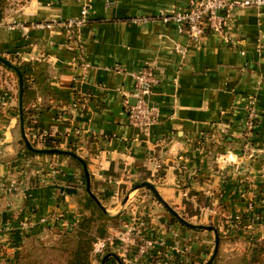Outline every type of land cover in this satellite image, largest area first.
I'll return each mask as SVG.
<instances>
[{
    "label": "crops",
    "instance_id": "0c3cea01",
    "mask_svg": "<svg viewBox=\"0 0 264 264\" xmlns=\"http://www.w3.org/2000/svg\"><path fill=\"white\" fill-rule=\"evenodd\" d=\"M188 2L28 0L0 23V54L49 63L57 99L41 109L39 121L87 161L96 193L151 181L172 207L192 212V220L233 218L242 223L235 230L241 238L263 242L264 6L230 11V42L211 34L198 44L175 21L163 20ZM87 7L90 19L76 45L55 22ZM147 65L157 77L147 96L157 121L142 133L129 123L128 109L136 103L133 74ZM14 86L0 76V156L7 157L0 162V264L13 262L21 246L10 225L29 212L34 230L62 222L63 214L74 217L76 187L66 180L77 166L68 157H62L63 175L56 173V155L27 157L21 150L13 159ZM250 96L260 118L247 138Z\"/></svg>",
    "mask_w": 264,
    "mask_h": 264
},
{
    "label": "rangeland",
    "instance_id": "374dc122",
    "mask_svg": "<svg viewBox=\"0 0 264 264\" xmlns=\"http://www.w3.org/2000/svg\"><path fill=\"white\" fill-rule=\"evenodd\" d=\"M27 1L8 0L7 15L18 13ZM0 56L10 61L12 59L1 54ZM5 68L6 65L4 66L0 63V76H4L8 82L15 81L13 88L15 97L12 109L18 129L17 137H14L18 149L14 147L13 159L16 160L15 155H19L21 150L27 157L56 155V173L59 175L66 173L61 168L63 166L61 165L62 159L68 157L71 164L77 166L75 170L77 171L76 175L73 174L71 179L66 180L67 182L72 180L73 186L76 187L73 195L74 199L71 200L74 205L72 208L74 210L73 218L70 217L71 219L68 220V217H65V214H63L60 217L62 222L56 220V224L48 223L34 230V228H31L30 223L33 220L31 212H29L30 217L26 215L22 222H19L16 226L11 224L10 227L14 232L18 245L21 246L18 252L25 254L30 260H34V264H67L69 250H72L74 240L78 238L79 221L84 216H92V209L86 205V196L87 193L89 195L90 193L87 191V178L84 168L81 162L82 167L72 159L75 157L70 155L59 153L40 154L33 152L26 146L21 132V118L18 111L19 78L14 71L7 68L5 70ZM8 71L12 73L8 74ZM55 103L54 101L51 104L54 105ZM34 108L35 111L30 114L27 123H24L26 136L34 148L51 149L46 146L50 138H54L56 142V131L54 129H46L41 125L39 121L41 109L37 106ZM57 145L56 148L52 149H62L72 152L70 148H74L69 145L67 140L61 138H59ZM2 146L0 147V151L4 149ZM76 154L79 155L78 153ZM4 158L7 157H4V154H2L0 162ZM58 158H60V161ZM90 180L92 193L106 209L104 212L109 215L107 220L95 217V220L91 224L93 233L96 236L98 235L95 230H97L102 222L106 224L107 228L105 236L97 237L93 244L91 256L93 264H100L101 259H103L107 252L116 253L124 264H206L212 258L216 247L215 232L208 229L192 228L181 221L174 220L172 217L174 216L173 213L163 204L162 200L153 190L148 187L135 188L144 181L132 180V182L125 184L126 187L121 192L115 189L111 194H98L92 187L91 172ZM159 194L166 201L160 192ZM167 203L169 204V202ZM172 208L188 223L214 226L225 233L222 239L219 235V249L212 264H264V241L253 243L254 240L241 238L240 234L235 230L242 223L237 222L232 224L230 221L234 219H229V217L226 218L229 221L228 223L227 221L199 222L197 218L194 221L190 218L194 215L192 212L191 214L189 212L186 214V212L178 211L174 207ZM165 216L170 221H167ZM46 221L48 220L46 219ZM254 248L259 253L256 260L253 259Z\"/></svg>",
    "mask_w": 264,
    "mask_h": 264
},
{
    "label": "built area",
    "instance_id": "2783aa9c",
    "mask_svg": "<svg viewBox=\"0 0 264 264\" xmlns=\"http://www.w3.org/2000/svg\"><path fill=\"white\" fill-rule=\"evenodd\" d=\"M248 6L261 8L264 6V0H189L185 9L165 15L163 20L165 22L175 21L180 31L187 34L190 41L198 44H202L211 34L220 36L224 42H230L226 30L229 13L235 8ZM89 19L90 10L87 7L82 9L79 17L62 19L55 23L64 28L68 39L77 45L82 39L80 29ZM52 25L47 24L48 27ZM87 67L88 64H83L84 70ZM133 75L136 82V103L128 109L129 123L138 127L142 133H146L157 121L156 111L150 106L147 97L149 94L148 86L157 83V77L150 65L134 72ZM259 118L260 113L256 106V99L254 96H250L248 98L247 115L243 124L244 135L247 138L257 125ZM246 145L251 146L249 140L246 141Z\"/></svg>",
    "mask_w": 264,
    "mask_h": 264
},
{
    "label": "trees",
    "instance_id": "16d2710c",
    "mask_svg": "<svg viewBox=\"0 0 264 264\" xmlns=\"http://www.w3.org/2000/svg\"><path fill=\"white\" fill-rule=\"evenodd\" d=\"M7 7L8 0H0V23L7 17ZM11 62H14L13 64L19 69L24 81L23 110L24 123L26 124L30 114L35 111L34 107L37 106L40 109H50L52 108L51 101H56L57 96L50 84L51 74L49 63L46 60L35 59L20 62L11 59ZM6 68L14 71L8 66H6ZM14 72L17 74L16 71ZM17 77L19 78L18 74ZM58 141L59 138L56 135V142L54 138H50L46 147L51 149L56 148L58 146ZM70 150L75 154L77 153V150L74 148H70ZM72 159L76 161L80 167H82L77 158ZM86 205L88 208L92 209V216H84L83 219L79 221L80 224L77 233L78 238L74 240V247H72V250H69L70 252L67 258V264H93L91 260L93 244L97 237L105 236L107 231L106 224L102 222L97 230H95L98 236L93 233L91 224L95 220V217H97V219L107 220L109 215L101 209L97 202L88 193L86 196ZM172 217L174 220L178 222L180 221L177 216L174 215ZM231 222L233 224L239 221L232 220ZM226 228L228 229V227ZM216 229L222 239L225 233L217 227ZM253 243L257 242L254 240ZM258 254V250L255 249L253 253L254 260H256ZM13 264H34V260H30L27 256H25V254L18 252V254L14 255ZM100 264H102V259ZM106 264H119V262L115 257H109L106 260Z\"/></svg>",
    "mask_w": 264,
    "mask_h": 264
},
{
    "label": "water",
    "instance_id": "95a60500",
    "mask_svg": "<svg viewBox=\"0 0 264 264\" xmlns=\"http://www.w3.org/2000/svg\"><path fill=\"white\" fill-rule=\"evenodd\" d=\"M0 63H2L3 65L8 66L9 68L13 69L14 71L17 72L18 76H19V115L21 118V132H22V136L23 139L25 141L26 146L32 150L33 152L36 153H40V154H51V153H59V154H67L70 155L72 157L77 158L83 165L84 168V172H85V176L87 178V191L90 193V195L94 198V200L97 202V204L102 208L103 211H106V209L104 208V206L100 203V201L97 199V197L92 193L91 191V180H90V172H89V168H88V164L87 162L80 157L79 155L67 151V150H62V149H39V148H34L32 146V144L30 143L29 139L26 136L25 133V128H24V110H23V93H24V81H23V77L22 74L20 73L19 69L7 58L0 56ZM143 187H148L151 190H153L158 196L159 198L162 200L163 204L173 213V215L177 216L179 218V220L181 222H183L184 224L192 227V228H197V229H208V230H213L216 234V247L213 253L212 258L206 263V264H212L217 253H218V249H219V234L217 229L214 226H207V225H197V224H191L188 223L184 218H182L177 212L174 211V209L166 202L162 199V197L160 196L156 186L149 181H144L140 184H138L135 188H143ZM109 257H115L116 260L119 262V264H124L122 262V260L119 258V256L116 253H107L103 259H102V264H106V260Z\"/></svg>",
    "mask_w": 264,
    "mask_h": 264
}]
</instances>
